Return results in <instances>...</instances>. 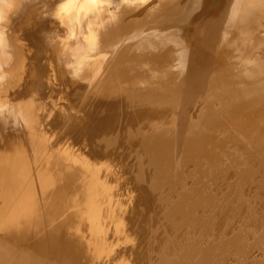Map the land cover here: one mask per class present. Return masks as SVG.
I'll list each match as a JSON object with an SVG mask.
<instances>
[{"label":"bare ground","instance_id":"obj_1","mask_svg":"<svg viewBox=\"0 0 264 264\" xmlns=\"http://www.w3.org/2000/svg\"><path fill=\"white\" fill-rule=\"evenodd\" d=\"M20 174L0 264H264V0H0Z\"/></svg>","mask_w":264,"mask_h":264},{"label":"rangeland","instance_id":"obj_2","mask_svg":"<svg viewBox=\"0 0 264 264\" xmlns=\"http://www.w3.org/2000/svg\"><path fill=\"white\" fill-rule=\"evenodd\" d=\"M23 129L21 128V132H19L20 134V138H21V142H22V145H24L26 143V140L28 138V134L26 133V131H22ZM25 132V133H24ZM24 134V135H23ZM23 135V136H22ZM27 136V137H26ZM25 141V143H24ZM29 159V158H28ZM34 164H35V168H36V176L37 178H40L42 175V177H44V179L46 178V180H49L51 179L50 176L53 175L51 172V170L49 169V166L47 164H45V161L42 159V157L39 155L36 157V159L34 160ZM235 172V171H234ZM229 173V172H228ZM232 173V175H230ZM234 173L231 172L230 170V173H229V176H232L233 177ZM49 177V179L47 178ZM231 177V178H232ZM230 177L228 178H225L226 180H229L231 179ZM224 179V180H225ZM27 180H28V177L25 175V174H20L17 178H16V182H17V187H14L13 191H9V195H8V199L5 203V205L1 206L0 207V215L2 213H4L8 208H11L12 207V203L14 200H17L18 197L20 196V194L22 193L23 194V189H25L27 186H26V183H27ZM223 180V181H224ZM225 180V181H226ZM34 181V180H33ZM39 181V180H38ZM7 192V191H6ZM10 193H11V196H10ZM18 195V196H17ZM37 198V197H36Z\"/></svg>","mask_w":264,"mask_h":264}]
</instances>
